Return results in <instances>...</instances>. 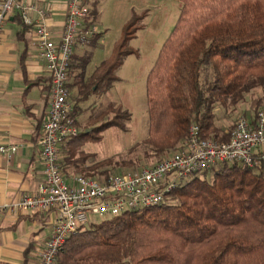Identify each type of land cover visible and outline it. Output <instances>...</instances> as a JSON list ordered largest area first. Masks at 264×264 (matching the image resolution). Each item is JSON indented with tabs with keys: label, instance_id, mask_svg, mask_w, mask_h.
Returning a JSON list of instances; mask_svg holds the SVG:
<instances>
[{
	"label": "trees",
	"instance_id": "16d2710c",
	"mask_svg": "<svg viewBox=\"0 0 264 264\" xmlns=\"http://www.w3.org/2000/svg\"><path fill=\"white\" fill-rule=\"evenodd\" d=\"M176 1L179 16L146 78L148 135L143 144L156 156L177 151L191 125L199 127L202 139L227 141L233 127L223 133L215 126L216 107L234 108L245 94L264 89V0ZM96 5L90 9L93 18ZM143 18L132 14L110 57L88 78L91 52L73 56L68 73L70 80L73 72L69 91L75 89L77 95L75 103L71 100L73 119L80 113L79 103L106 93L117 81L124 59L135 54L128 44ZM208 71L211 81L202 84ZM109 112L111 119L89 120L90 126L101 123L90 133L124 128L122 121L130 114L112 106ZM76 138L61 147L66 164L82 165L91 156L76 157L83 142ZM111 164L104 160L80 172L106 178L102 169ZM56 264H264V165L252 170L222 163L193 175L162 203L101 220L69 237Z\"/></svg>",
	"mask_w": 264,
	"mask_h": 264
},
{
	"label": "built area",
	"instance_id": "2783aa9c",
	"mask_svg": "<svg viewBox=\"0 0 264 264\" xmlns=\"http://www.w3.org/2000/svg\"><path fill=\"white\" fill-rule=\"evenodd\" d=\"M87 0H67L63 30L59 36L45 24L48 12L23 0L0 1V34L15 12L22 23L34 28V46L50 76L48 109L38 138L42 179L35 192L8 205L0 213L38 211L52 213V232L39 254L38 264H56L66 240L94 224L127 212L162 203L168 194L191 176L211 170L217 164L237 163L248 169L264 165V110L250 119H236L227 141L202 139L199 127L191 125L178 150L152 166L106 178L87 175L65 176L60 166L61 147L78 135L71 117L69 68L79 49L88 47L99 34L92 23ZM39 19L32 22L29 12ZM19 146L0 144V157L12 159Z\"/></svg>",
	"mask_w": 264,
	"mask_h": 264
},
{
	"label": "crops",
	"instance_id": "0c3cea01",
	"mask_svg": "<svg viewBox=\"0 0 264 264\" xmlns=\"http://www.w3.org/2000/svg\"><path fill=\"white\" fill-rule=\"evenodd\" d=\"M23 2L46 10L48 16L45 24L48 30L55 36L60 35L67 0ZM88 5L91 9L92 4ZM28 16L32 22L39 19L36 11L29 12ZM93 20L95 19H92L94 24ZM98 35L93 48L88 46L79 49L74 56L80 57L84 52H91V62L94 53L100 47L102 35L100 30ZM34 37L33 26L23 24L15 12L5 22L0 34V144L19 146L12 159L0 157V205H8L24 195L35 192L42 179L38 138L48 109L50 76L33 44ZM108 57L91 71H87L89 62L85 78H88ZM117 73L118 70L115 73L117 81L106 93L92 95L78 104L80 113L75 118L77 126L80 121L90 125L89 120L97 116H112L109 112L110 106L122 107L114 97L115 86L121 81ZM69 81L71 84V77ZM122 110L126 111L123 107ZM96 163L99 161L87 159L82 165L67 164L68 171L70 169L72 171L68 173L66 169L67 174L64 171L63 173L65 176L82 175L81 169L89 168ZM52 218V213L38 211L0 213V264H38L39 254L52 232Z\"/></svg>",
	"mask_w": 264,
	"mask_h": 264
},
{
	"label": "rangeland",
	"instance_id": "374dc122",
	"mask_svg": "<svg viewBox=\"0 0 264 264\" xmlns=\"http://www.w3.org/2000/svg\"><path fill=\"white\" fill-rule=\"evenodd\" d=\"M94 2L97 3V13L93 21L102 35L99 41L100 47L94 53L87 71H91L109 54L111 55L121 35L123 25L133 13L144 17L137 22L138 30L128 44L135 54L124 59L117 73L121 81L115 86V99L131 116L128 120L122 121L123 129L112 126L98 135L96 132L90 133V130L100 126V122L95 126H90L85 121H80L77 126L78 138L75 139L76 143L83 140L82 144L78 145L76 157L87 153L92 155L88 158L89 161L111 160L112 164L102 170H105L108 175H121L152 166L167 156H156L149 151L148 146L143 144L148 135L146 78L157 59L163 42L177 21L181 5L176 0H88V4ZM72 74L73 72L71 79ZM211 78V72H205L201 76V83H208ZM70 91H72L70 98L75 103L77 97L75 90ZM257 100L261 102L260 105ZM257 107L258 111L264 110V89H255L245 94L243 102L234 108L231 106L216 107L215 126L221 132L226 133L233 127L238 117L248 118ZM112 117L107 116L109 119ZM85 133L92 134L93 137L99 136L100 140L93 141L90 137H86ZM175 152H171L168 156ZM60 156L61 169L65 173L67 169L70 173L72 170L68 171L69 168H66L67 164L61 152ZM128 163L132 165L128 166ZM198 176L201 177V175ZM99 221L97 218L92 219L94 224ZM91 226H86L85 229Z\"/></svg>",
	"mask_w": 264,
	"mask_h": 264
}]
</instances>
